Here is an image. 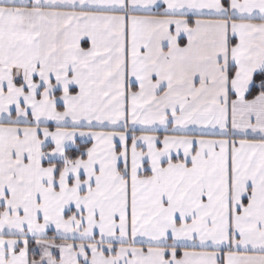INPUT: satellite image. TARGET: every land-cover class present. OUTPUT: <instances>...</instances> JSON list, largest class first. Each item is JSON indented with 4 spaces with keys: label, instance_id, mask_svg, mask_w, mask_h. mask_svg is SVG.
<instances>
[{
    "label": "snow or ice",
    "instance_id": "6c2138e0",
    "mask_svg": "<svg viewBox=\"0 0 264 264\" xmlns=\"http://www.w3.org/2000/svg\"><path fill=\"white\" fill-rule=\"evenodd\" d=\"M0 264H264V0H0Z\"/></svg>",
    "mask_w": 264,
    "mask_h": 264
}]
</instances>
